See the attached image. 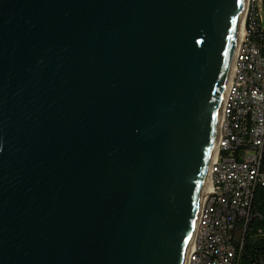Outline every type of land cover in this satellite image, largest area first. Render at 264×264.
<instances>
[{
	"label": "water",
	"instance_id": "water-1",
	"mask_svg": "<svg viewBox=\"0 0 264 264\" xmlns=\"http://www.w3.org/2000/svg\"><path fill=\"white\" fill-rule=\"evenodd\" d=\"M244 1L0 0V264H184Z\"/></svg>",
	"mask_w": 264,
	"mask_h": 264
},
{
	"label": "built area",
	"instance_id": "built-area-1",
	"mask_svg": "<svg viewBox=\"0 0 264 264\" xmlns=\"http://www.w3.org/2000/svg\"><path fill=\"white\" fill-rule=\"evenodd\" d=\"M245 18L253 20L252 35L243 36L235 49L219 121V151L211 160L210 186L186 264H238L237 229L246 226L255 189L264 185V53L252 40L264 29V0H247Z\"/></svg>",
	"mask_w": 264,
	"mask_h": 264
},
{
	"label": "trees",
	"instance_id": "trees-1",
	"mask_svg": "<svg viewBox=\"0 0 264 264\" xmlns=\"http://www.w3.org/2000/svg\"><path fill=\"white\" fill-rule=\"evenodd\" d=\"M252 40L264 53V29L259 28ZM262 163L264 165V146ZM235 241L241 244L238 264H264V185L255 189L250 219L246 226L237 229Z\"/></svg>",
	"mask_w": 264,
	"mask_h": 264
},
{
	"label": "bare ground",
	"instance_id": "bare-ground-1",
	"mask_svg": "<svg viewBox=\"0 0 264 264\" xmlns=\"http://www.w3.org/2000/svg\"><path fill=\"white\" fill-rule=\"evenodd\" d=\"M246 7H247V0L244 1V8L242 10V15H241V20H240V26H239V30H238V35H237L236 43H235V46H234V50H233V53H232V56H231V59H230L227 79H226L225 86H224V89H223V92H222V96H221V105L219 106V109H218L217 134H218V128H219V121L222 118V115H221L222 114V108H223L222 99H224L223 97L225 96V93H226V90H227V86H228L227 84H229L230 76L232 74V65H233V61H234V58H235V53H236L239 45L241 44L242 40L245 39L243 36H250L252 28H253V20H252V18H245ZM242 16H243V18H242ZM235 49H236V51H235ZM218 139H219V134H218V136L216 135V139H215L214 146H213V151H212V156L213 155L215 156L216 152L219 151V141H218ZM209 169H208V171L206 173V179L204 181L202 198H201L199 207H201V203H203V199L205 197L207 189L210 186V175H209V171L210 170ZM198 215L199 214L197 213V216ZM197 216H196V219H195V222H194L192 237H191V240H190V243H189V247H188L189 249L191 248V246L193 244V240H194V237H195V234H196V226H197V221H198V217ZM189 249H188V251H189ZM186 260H187V255H186V258L184 260V264L186 263Z\"/></svg>",
	"mask_w": 264,
	"mask_h": 264
}]
</instances>
